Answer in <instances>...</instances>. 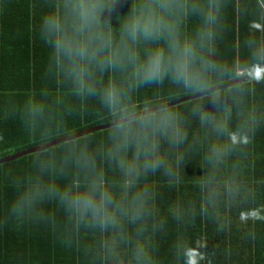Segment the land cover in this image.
<instances>
[{
    "label": "clouds",
    "instance_id": "1",
    "mask_svg": "<svg viewBox=\"0 0 264 264\" xmlns=\"http://www.w3.org/2000/svg\"><path fill=\"white\" fill-rule=\"evenodd\" d=\"M101 7L93 0H65L63 15L41 17L39 33L74 94L95 99L114 124L100 144L91 138L68 142L33 157L27 174L13 182L16 195L7 214L56 224L54 213L46 209L50 205L61 214L65 246L82 232L107 234L101 248L115 264H155L153 250L143 240L154 214V193L145 178L170 174L169 153L184 145L187 131L176 113H133V97L140 88L165 79L191 89L223 74L204 56L213 50L218 7L203 0H141L115 40L98 23ZM188 13L201 23L185 38L179 17ZM254 47V55L264 58V45ZM105 72L113 78L103 80ZM117 75L122 79H115ZM43 112L36 104L27 109L31 119ZM193 114L202 125L210 120L198 107ZM52 131L45 129L43 135ZM169 214L178 220L181 211L172 208ZM122 246L128 249L125 256Z\"/></svg>",
    "mask_w": 264,
    "mask_h": 264
},
{
    "label": "trees",
    "instance_id": "2",
    "mask_svg": "<svg viewBox=\"0 0 264 264\" xmlns=\"http://www.w3.org/2000/svg\"><path fill=\"white\" fill-rule=\"evenodd\" d=\"M46 1L48 4H57L53 12L63 15L65 0ZM102 1L105 20L104 24L100 20L98 23L102 30L112 34L114 40L118 39L119 30L126 17L121 15L119 23L117 15H131L133 5L139 4L141 0ZM203 2H210L218 7L213 50L205 52L204 56L219 66L223 74L219 77H209L202 85L191 89L175 85L168 79L159 85L144 86L134 93L133 113L264 70V58L254 55L255 44L264 45V0H203ZM179 23L182 35L190 38L201 21L198 16L188 13L180 14ZM30 46L33 50V42H30ZM5 51L7 50L4 48V41L0 39V74L6 70L2 63ZM48 55L51 60L40 68L44 79L34 80L36 67L30 59L28 67L30 80L24 82L0 80V158L113 121L110 114L106 113L95 99L74 94L71 83L56 67L52 50ZM31 56L33 53L29 57ZM104 75L103 80L113 78L107 72ZM114 78L122 79L119 75ZM33 104L42 106L44 110L43 115L36 119L29 118L27 114V109ZM197 107L199 113L210 118L203 125L199 115L193 114V109ZM160 111L173 112L180 117V122L187 131V139L179 149L169 153V159L173 162L170 173L179 172V175L161 178L157 176V172L149 178L151 180H185L188 184L207 182L215 173L226 169L228 154L231 157L250 151V154L258 155L264 151V74L156 112ZM235 123L237 127L234 130L232 124ZM45 129L53 131L45 137L43 135ZM109 130L110 128L95 131L44 151L59 148L64 143L85 141L90 138L96 144H100ZM233 132L243 140L255 139L254 145L250 142H247L249 144L246 146L231 145L228 137ZM162 149L169 152L167 145H163ZM39 153H31L1 163L0 187L13 186L15 178L27 174L31 159ZM176 159H179L178 164L174 162Z\"/></svg>",
    "mask_w": 264,
    "mask_h": 264
},
{
    "label": "crops",
    "instance_id": "3",
    "mask_svg": "<svg viewBox=\"0 0 264 264\" xmlns=\"http://www.w3.org/2000/svg\"><path fill=\"white\" fill-rule=\"evenodd\" d=\"M93 2L102 5L98 20L104 24L103 1ZM56 6L46 0H0V39L7 50L0 80H30V59L36 67L34 80L44 79L40 68L51 60V49L41 40L39 26L41 17ZM121 15L127 17L118 14L119 23ZM228 138L231 145L255 142L236 132ZM226 157V169L207 182L145 178L154 193V214L143 240L153 250L155 264H264V151ZM157 174L164 178L179 172ZM15 195L12 185L0 187V264H115L101 248L107 234L82 232L65 246L61 214L50 205L46 209L54 213L56 224L10 217L7 208ZM172 208L180 209L178 220L169 214ZM127 251L122 246L121 256Z\"/></svg>",
    "mask_w": 264,
    "mask_h": 264
},
{
    "label": "water",
    "instance_id": "4",
    "mask_svg": "<svg viewBox=\"0 0 264 264\" xmlns=\"http://www.w3.org/2000/svg\"><path fill=\"white\" fill-rule=\"evenodd\" d=\"M263 74H264V70L260 71L258 73L247 75V76H243V77L237 78V79H235L233 81H230V82H227V83H224V84H221V85L213 86V87H210L208 89H205V90H202V91L190 94V95H186V96H183V97H180V98H177V99H174V100H171V101H168V102H165V103H162V104H159V105L147 108V109H143V110L138 111L136 113H146L147 112L148 114H151V113L156 112L159 109H164V108H167V107H171V106L177 105V104L182 103L184 101H188V100H192V99H195V98H199V97H201V96H203L205 94H208L210 92L230 87V86H232V85H234V84H236L238 82H243V81H248V80L254 79V78L259 77V76H261ZM148 110H151V111L148 112ZM113 124H114V121H110V122H107V123L95 125V126H92L90 128L83 129V130H80L78 132H75V133H72V134H69V135H65V136H62V137H58V138L52 139V140H50L47 143H44V144H41V145H37V146H32V147H29V148H27L25 150L17 151V152H15L13 154L1 157L0 158V164L1 163H5V162H9V161H13V160H15L17 158H20L22 156H25V155H28V154H31V153L44 151V150L49 149V148H51V147H53V146H55L57 144L62 143V142L71 141V140L77 139V138H79L81 136H84L86 134H89V133H92V132H95V131H99V130H103V129H106V128H110V127L113 126Z\"/></svg>",
    "mask_w": 264,
    "mask_h": 264
},
{
    "label": "built area",
    "instance_id": "5",
    "mask_svg": "<svg viewBox=\"0 0 264 264\" xmlns=\"http://www.w3.org/2000/svg\"><path fill=\"white\" fill-rule=\"evenodd\" d=\"M239 73H241V71H239Z\"/></svg>",
    "mask_w": 264,
    "mask_h": 264
}]
</instances>
